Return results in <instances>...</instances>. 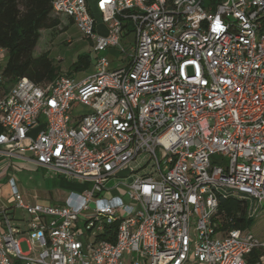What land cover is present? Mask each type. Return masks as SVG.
I'll use <instances>...</instances> for the list:
<instances>
[{
	"label": "built area",
	"instance_id": "built-area-1",
	"mask_svg": "<svg viewBox=\"0 0 264 264\" xmlns=\"http://www.w3.org/2000/svg\"><path fill=\"white\" fill-rule=\"evenodd\" d=\"M51 7L90 40L94 71L6 88L0 48V156L87 188L63 205L30 204L11 185L0 264H247L264 240L222 231L219 198L247 201V219L264 215V0Z\"/></svg>",
	"mask_w": 264,
	"mask_h": 264
},
{
	"label": "trees",
	"instance_id": "trees-1",
	"mask_svg": "<svg viewBox=\"0 0 264 264\" xmlns=\"http://www.w3.org/2000/svg\"><path fill=\"white\" fill-rule=\"evenodd\" d=\"M59 19L67 22L62 31L73 25L65 15L53 11L51 0H0V48L7 52L2 71L4 87L13 86L19 79L46 84L57 78L58 72L48 58V53L34 56V50L42 31L48 30L51 39L56 36ZM87 61L86 57L82 58L74 69L78 70ZM247 209V201L220 197L219 228L227 231L248 227L251 219L246 218ZM256 260L257 254L252 252L247 256L246 263L254 264Z\"/></svg>",
	"mask_w": 264,
	"mask_h": 264
},
{
	"label": "rangeland",
	"instance_id": "rangeland-1",
	"mask_svg": "<svg viewBox=\"0 0 264 264\" xmlns=\"http://www.w3.org/2000/svg\"><path fill=\"white\" fill-rule=\"evenodd\" d=\"M60 24L58 25L56 31V36L51 39L49 36L48 30L41 32V37L38 41V44L34 50V56L40 55L42 52L48 53V58L51 60L54 68L60 75H69L76 82H80L87 76L93 73L96 56L92 52L90 40L83 37L78 30L73 26H68L66 31H62L67 22L63 19H59ZM62 31V32H61ZM98 35H106L104 30L100 25H97V30L95 31ZM106 55L108 62L111 64L110 69H116L121 66L118 53L115 51H110L109 53H102ZM6 55L3 58L1 67L4 66L6 61ZM86 57L88 59L87 63L82 65L81 68L75 70L74 67L79 64L82 58ZM85 110L78 108L75 109V114L80 115ZM218 158H214L217 160ZM4 178L5 183L9 182L10 179H13V175L17 172L15 167H12L9 170V163H6L5 166L0 168V173ZM7 175V177H5ZM128 175V168H123L117 172L118 177H123ZM36 179L29 178V174L23 173L19 175L20 184L26 189H32L38 191L39 194L47 200H51L52 204L63 205L65 203L66 197L70 193L81 194L86 190L87 186L82 183H75L69 179H48L43 178L41 173H36ZM130 178L123 179L124 183H129ZM115 180L111 181L109 185H113ZM1 189V182H0ZM4 191V188L1 189ZM114 195V194H113ZM92 208V206H90ZM15 216L23 215V212L16 210L14 212ZM91 216L89 212L83 213L80 215V219L86 220ZM249 232L254 235L256 238L261 239L264 237V215L257 216L251 219V223L248 226ZM21 250L26 252L28 250L27 245L24 241L20 244ZM128 264V263H127Z\"/></svg>",
	"mask_w": 264,
	"mask_h": 264
},
{
	"label": "crops",
	"instance_id": "crops-1",
	"mask_svg": "<svg viewBox=\"0 0 264 264\" xmlns=\"http://www.w3.org/2000/svg\"><path fill=\"white\" fill-rule=\"evenodd\" d=\"M36 132L35 130L31 131V134H34ZM6 163H9V170L12 169V167H15L17 172L14 173L13 175V179H10L9 182H7V184L4 181V178L1 174H4L3 172L0 173V182H1V189L4 188V191L2 192L0 189V210L2 209H10V207L12 206V198L10 197L9 194V189L11 185L16 186V188L18 189V191L20 192V194L22 195L23 199L25 202L33 204L35 202H39V203H51V200H47L43 197V195L39 194L38 191H34L32 189H26L24 188L21 184H20V177L19 175L23 174V173H27L29 174V178L32 179H36L35 176L32 175H36V173H41L43 178H48V179H61L58 176H55L54 174H52L50 171L41 168V167H37L34 164L27 162L25 160L22 159H14V160H7L3 157L0 156V168L4 167ZM7 177V175L5 176ZM52 204V203H51ZM16 211V210H15ZM10 210L9 214L11 217V224L14 227H17L19 229L25 230L26 229V219L27 217L25 216V214L23 213V215L21 216H15L14 212ZM260 241L264 240V237H261V239H259ZM253 252H255L257 254V260L255 261L254 264H264V250L261 248H257L255 249Z\"/></svg>",
	"mask_w": 264,
	"mask_h": 264
}]
</instances>
